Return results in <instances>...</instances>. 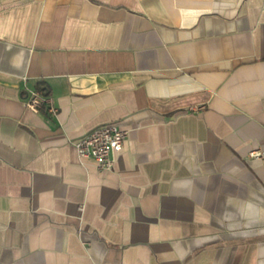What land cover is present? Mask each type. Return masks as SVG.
<instances>
[{
	"label": "crops",
	"instance_id": "obj_1",
	"mask_svg": "<svg viewBox=\"0 0 264 264\" xmlns=\"http://www.w3.org/2000/svg\"><path fill=\"white\" fill-rule=\"evenodd\" d=\"M0 264H264V0H0Z\"/></svg>",
	"mask_w": 264,
	"mask_h": 264
},
{
	"label": "built area",
	"instance_id": "obj_2",
	"mask_svg": "<svg viewBox=\"0 0 264 264\" xmlns=\"http://www.w3.org/2000/svg\"><path fill=\"white\" fill-rule=\"evenodd\" d=\"M25 106L34 112L47 108L51 114L56 113L51 99L40 90L29 93ZM127 130L114 123L98 126L74 142L79 158L92 159L101 170H110L114 164V155L121 152L127 137Z\"/></svg>",
	"mask_w": 264,
	"mask_h": 264
},
{
	"label": "trees",
	"instance_id": "obj_3",
	"mask_svg": "<svg viewBox=\"0 0 264 264\" xmlns=\"http://www.w3.org/2000/svg\"><path fill=\"white\" fill-rule=\"evenodd\" d=\"M37 89L40 90L44 95L48 94V92L46 91V87L42 82L37 85Z\"/></svg>",
	"mask_w": 264,
	"mask_h": 264
}]
</instances>
